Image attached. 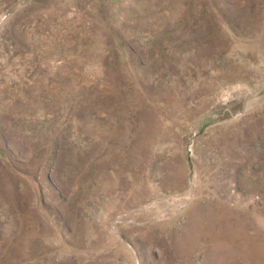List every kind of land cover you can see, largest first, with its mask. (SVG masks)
I'll list each match as a JSON object with an SVG mask.
<instances>
[{
  "label": "rangeland",
  "instance_id": "1",
  "mask_svg": "<svg viewBox=\"0 0 264 264\" xmlns=\"http://www.w3.org/2000/svg\"><path fill=\"white\" fill-rule=\"evenodd\" d=\"M263 250L264 0H0V264Z\"/></svg>",
  "mask_w": 264,
  "mask_h": 264
},
{
  "label": "bare ground",
  "instance_id": "2",
  "mask_svg": "<svg viewBox=\"0 0 264 264\" xmlns=\"http://www.w3.org/2000/svg\"><path fill=\"white\" fill-rule=\"evenodd\" d=\"M232 216V215H231ZM238 229V228H237ZM226 231V230H225ZM227 232V231H226ZM239 232H241V231H239ZM227 234V233H226ZM242 235H243V233H242ZM237 236V235H236ZM240 236V235H239ZM234 238V237H233ZM242 238V237H241ZM240 238V239H241ZM237 242H238V240H236ZM240 241H242V239L240 240ZM228 242H229V240H228ZM246 242V241H245ZM245 242H242L241 244H239V243H236V242H234V244L233 245H229L227 242L225 243V242H223V240L222 241H219V242H217V244L218 245H224V246H226V247H232V248H234V249H238V250H240V249H245V250H247V251H252V250H254L253 252H257L258 250H259V248H253L251 245L250 246H248L247 244H249V243H245ZM263 245V244H262ZM260 251V250H259ZM264 251V250H263ZM244 252V251H243ZM242 252V253H243ZM258 253V252H257ZM264 253V252H263ZM246 255V254H245ZM251 255V254H250ZM256 255V254H255ZM252 256V255H251ZM257 256V255H256ZM259 256H260V254H259ZM255 258V257H254ZM260 258V257H259ZM264 258V257H263ZM244 259V258H243Z\"/></svg>",
  "mask_w": 264,
  "mask_h": 264
}]
</instances>
